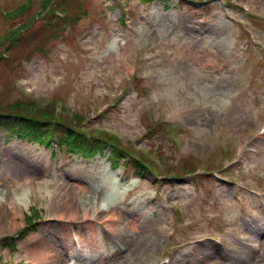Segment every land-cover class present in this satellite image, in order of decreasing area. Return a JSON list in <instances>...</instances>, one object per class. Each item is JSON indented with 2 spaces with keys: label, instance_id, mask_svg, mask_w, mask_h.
Wrapping results in <instances>:
<instances>
[{
  "label": "rangeland",
  "instance_id": "1",
  "mask_svg": "<svg viewBox=\"0 0 264 264\" xmlns=\"http://www.w3.org/2000/svg\"><path fill=\"white\" fill-rule=\"evenodd\" d=\"M44 108L109 150L89 158L12 134ZM0 115V152L29 149L49 171L98 170L114 148L141 160L142 176L131 158L115 169L134 187L118 206L147 193L150 230L140 241L110 225L109 264L141 248L132 264H264V0H0ZM0 220V264H39L19 245L36 233L69 252L45 199L15 229Z\"/></svg>",
  "mask_w": 264,
  "mask_h": 264
},
{
  "label": "bare ground",
  "instance_id": "2",
  "mask_svg": "<svg viewBox=\"0 0 264 264\" xmlns=\"http://www.w3.org/2000/svg\"><path fill=\"white\" fill-rule=\"evenodd\" d=\"M118 40L113 39L108 48L110 55L124 61L125 56L120 45L127 44L122 39ZM217 65L218 62H215V66ZM184 104L190 103L185 101ZM0 155V166L3 168H0V185L4 183V187L0 189V214L4 213L10 228L19 226L18 217L25 208H30L32 200L42 198L47 201L51 217L60 221L62 239L69 245V252H61L58 248L60 243L56 242V238L41 241L38 233L33 234L28 242L19 243L23 253L21 257L27 262L82 264L79 258L83 257L90 260V264H109L107 258L114 247L106 244L103 235L105 231L114 233L110 230L113 228L124 230V233L115 232H122L124 238L126 235L131 237L132 232L133 235H138L140 241L146 240L145 235L150 230V225L148 228L146 226V217L155 209L147 204L142 205L147 193L133 198L127 205L132 206L131 208L119 207L118 204L125 201L134 187L133 184L126 185L119 172L112 170L108 163L98 170L89 168L84 172H80L75 164L69 168L56 166L54 170L49 171L46 163L40 159L41 156H35L29 149H22L18 145L4 148ZM73 222L78 225L77 230ZM110 225L112 228L108 229ZM152 225L153 228L157 227L155 223ZM126 226L129 230L124 229ZM141 249L142 252L143 248ZM141 252L129 254L125 262L132 264ZM254 257L256 255L252 256V259ZM210 264L220 262L213 260Z\"/></svg>",
  "mask_w": 264,
  "mask_h": 264
},
{
  "label": "trees",
  "instance_id": "3",
  "mask_svg": "<svg viewBox=\"0 0 264 264\" xmlns=\"http://www.w3.org/2000/svg\"><path fill=\"white\" fill-rule=\"evenodd\" d=\"M145 1H153V0H145ZM20 107V106H18ZM9 111L12 110H23L22 108H6ZM54 112L56 115L55 109H41L36 110L35 112H29L21 120H17L11 127L12 134H16L21 137L24 141H30L33 143H40L46 146H51L53 140H57L58 144L61 148H65L67 152L79 153L85 156L94 157L97 154H105L109 149V144H102L103 137H95L94 135L88 132H82L80 130H76L71 126H67L65 124L56 123L52 124L48 117H54ZM6 116V117H5ZM12 117V115H11ZM14 117V116H13ZM6 118H10L9 115H0V127L4 123ZM17 119V118H16ZM63 123H68L66 121H62ZM10 124V123H9ZM106 135L108 133L104 132ZM59 139V141H58ZM128 154V153H127ZM127 154H122L120 149L114 148V150L109 155V161L111 163V167L113 169H117L119 165L125 161L129 162L130 158L134 161L137 172L136 176H142L145 170V167L141 165V160H139L136 156H131Z\"/></svg>",
  "mask_w": 264,
  "mask_h": 264
}]
</instances>
